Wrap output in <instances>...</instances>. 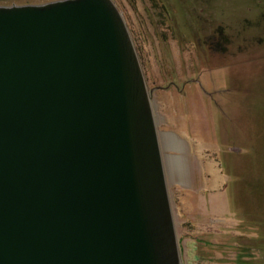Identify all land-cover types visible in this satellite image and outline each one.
Returning <instances> with one entry per match:
<instances>
[{"label": "water", "instance_id": "water-1", "mask_svg": "<svg viewBox=\"0 0 264 264\" xmlns=\"http://www.w3.org/2000/svg\"><path fill=\"white\" fill-rule=\"evenodd\" d=\"M151 99L114 0L0 4V264H183Z\"/></svg>", "mask_w": 264, "mask_h": 264}, {"label": "rangeland", "instance_id": "rangeland-1", "mask_svg": "<svg viewBox=\"0 0 264 264\" xmlns=\"http://www.w3.org/2000/svg\"><path fill=\"white\" fill-rule=\"evenodd\" d=\"M114 2L152 89L183 264H264V0Z\"/></svg>", "mask_w": 264, "mask_h": 264}, {"label": "trees", "instance_id": "trees-1", "mask_svg": "<svg viewBox=\"0 0 264 264\" xmlns=\"http://www.w3.org/2000/svg\"><path fill=\"white\" fill-rule=\"evenodd\" d=\"M4 1H12V2H8V4H12V3H17L19 1L20 4H25V3H41V2H45L46 0H4Z\"/></svg>", "mask_w": 264, "mask_h": 264}]
</instances>
